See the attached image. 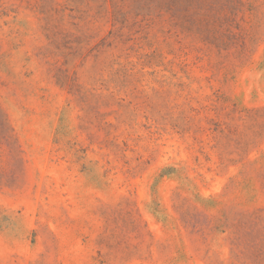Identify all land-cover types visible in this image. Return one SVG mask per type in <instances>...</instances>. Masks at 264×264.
Here are the masks:
<instances>
[{"label":"rangeland","instance_id":"1","mask_svg":"<svg viewBox=\"0 0 264 264\" xmlns=\"http://www.w3.org/2000/svg\"><path fill=\"white\" fill-rule=\"evenodd\" d=\"M0 264H264V0H0Z\"/></svg>","mask_w":264,"mask_h":264}]
</instances>
